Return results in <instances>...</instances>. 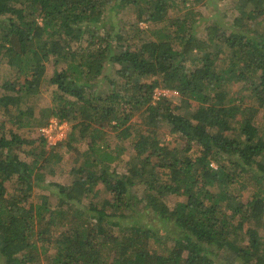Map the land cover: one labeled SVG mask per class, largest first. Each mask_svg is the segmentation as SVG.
<instances>
[{"label": "trees", "instance_id": "16d2710c", "mask_svg": "<svg viewBox=\"0 0 264 264\" xmlns=\"http://www.w3.org/2000/svg\"><path fill=\"white\" fill-rule=\"evenodd\" d=\"M225 1L0 0V264H264V0Z\"/></svg>", "mask_w": 264, "mask_h": 264}, {"label": "rangeland", "instance_id": "374dc122", "mask_svg": "<svg viewBox=\"0 0 264 264\" xmlns=\"http://www.w3.org/2000/svg\"><path fill=\"white\" fill-rule=\"evenodd\" d=\"M212 2H214V5L211 4V2H206V5L203 2L198 3V7L196 6V9H200L204 16H211L214 12V10H218L217 8L221 9L223 6L226 5V1L225 0H212ZM174 10H170L171 14H174L173 12ZM115 12H119L117 17L118 19H121V23H124V17L131 18L132 16L136 15V9L135 8H130V9H120L118 8L117 10H115ZM112 22V20L109 19L108 23ZM118 25V23H116V25H112L111 23H109V27L113 30L114 28H116ZM147 23L146 22H142L141 26L144 27L146 26ZM48 67L49 73L53 72V68L52 65L48 62ZM0 78H1V74H0ZM158 91V90H157ZM178 93H175L174 95H171L170 97H177ZM43 101H45V105L46 104H50V100L46 97L43 98ZM176 102V101H175ZM7 117L3 114L0 113V122H2L4 119H6ZM51 118V117H49ZM49 118H47L49 120ZM25 124V123H24ZM15 129L16 131L21 133V136L27 140H35V142H33V144H27L25 145V147H23V149L20 151L21 157L25 160L30 162L33 158V155L29 152L26 153L27 150H29L31 147H34L38 150V152L41 151L42 148V143L39 139L40 137V131L39 128H34L32 126H24L22 128H18V125L16 124H11L8 123L6 126V129L11 130V129ZM166 134V133H165ZM165 140H169L171 139V135H169L168 133L165 135ZM175 143L176 142H180L178 143V145H180L182 142L177 140H174ZM86 147V142H84V144H80L76 150L75 149H71V150H67L66 148L60 150V153L63 156V160L56 166L55 170V174L54 175H47V182L49 180L57 182V183H69L71 181V174H70V170L72 168V166L74 165V160L77 156V154L81 151V149L83 150ZM45 148L48 149L50 148V146L48 144L45 145ZM129 149H131V147H129ZM125 160L128 159V155H125ZM8 190L11 191V186H8ZM51 189H42L41 187H35L34 192H33V197L32 200L33 201H37L38 197L40 196V194L45 193V194H50ZM244 197L243 200L244 202L248 201V197L250 196V192L249 191H245L244 193ZM177 198V197H175ZM51 204L54 206L55 205V198H52L51 200ZM174 201V198H173ZM39 226V225H38ZM40 227V226H39ZM39 246V256L41 257V259H43V252L47 246V244L43 243V242H39L37 244ZM53 249H50V252H52ZM33 254H36V250ZM237 257L234 255L229 256L228 253L220 251L219 254L216 256V261L218 264H241L240 259H236ZM44 260V259H43ZM1 261V260H0ZM2 264V263H1Z\"/></svg>", "mask_w": 264, "mask_h": 264}, {"label": "built area", "instance_id": "2783aa9c", "mask_svg": "<svg viewBox=\"0 0 264 264\" xmlns=\"http://www.w3.org/2000/svg\"><path fill=\"white\" fill-rule=\"evenodd\" d=\"M158 90V91H157ZM155 97L160 94L170 97L176 90L170 89H157ZM69 123L66 120H61L57 117H51L49 120L39 128L40 134L46 139V143L51 147L57 145L60 141H63L68 133Z\"/></svg>", "mask_w": 264, "mask_h": 264}]
</instances>
